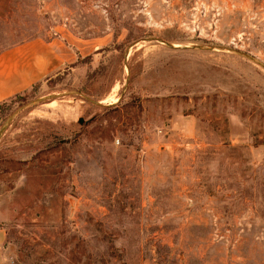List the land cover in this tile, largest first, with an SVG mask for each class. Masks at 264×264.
Instances as JSON below:
<instances>
[{
	"label": "rangeland",
	"instance_id": "obj_1",
	"mask_svg": "<svg viewBox=\"0 0 264 264\" xmlns=\"http://www.w3.org/2000/svg\"><path fill=\"white\" fill-rule=\"evenodd\" d=\"M29 42L4 264H264V0H0V54Z\"/></svg>",
	"mask_w": 264,
	"mask_h": 264
},
{
	"label": "crops",
	"instance_id": "obj_2",
	"mask_svg": "<svg viewBox=\"0 0 264 264\" xmlns=\"http://www.w3.org/2000/svg\"><path fill=\"white\" fill-rule=\"evenodd\" d=\"M39 45V42H29L0 54V102L13 95H19L29 85L38 81L39 76H45L44 81L52 76H48L51 71L47 72L50 62ZM44 47H47L46 44ZM5 240V230L0 227V264H4Z\"/></svg>",
	"mask_w": 264,
	"mask_h": 264
},
{
	"label": "trees",
	"instance_id": "obj_3",
	"mask_svg": "<svg viewBox=\"0 0 264 264\" xmlns=\"http://www.w3.org/2000/svg\"><path fill=\"white\" fill-rule=\"evenodd\" d=\"M57 75H58V74H56V76H57ZM51 80H52V77L46 79L47 82H48V81H51Z\"/></svg>",
	"mask_w": 264,
	"mask_h": 264
},
{
	"label": "water",
	"instance_id": "obj_4",
	"mask_svg": "<svg viewBox=\"0 0 264 264\" xmlns=\"http://www.w3.org/2000/svg\"><path fill=\"white\" fill-rule=\"evenodd\" d=\"M7 121H8V120H7ZM82 122H83V120H82V119H80V120H79V123L81 124ZM2 130H3V128H2ZM2 130H1V131H2ZM0 133H1V132H0Z\"/></svg>",
	"mask_w": 264,
	"mask_h": 264
}]
</instances>
